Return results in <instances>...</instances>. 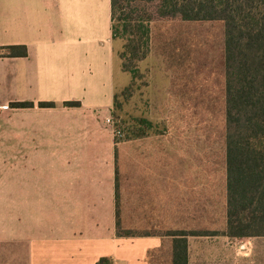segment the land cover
I'll use <instances>...</instances> for the list:
<instances>
[{"label":"crops","instance_id":"crops-1","mask_svg":"<svg viewBox=\"0 0 264 264\" xmlns=\"http://www.w3.org/2000/svg\"><path fill=\"white\" fill-rule=\"evenodd\" d=\"M110 11V0H0V48L27 49L26 58L0 59L19 68L13 80L24 90L0 111L34 105L0 115V153L11 154L10 167L0 166V264H172L170 234H199L187 241L188 259L207 237L235 240L206 229L209 168L194 180L202 194L186 195L178 144L117 140L105 123L125 74Z\"/></svg>","mask_w":264,"mask_h":264},{"label":"rangeland","instance_id":"rangeland-1","mask_svg":"<svg viewBox=\"0 0 264 264\" xmlns=\"http://www.w3.org/2000/svg\"><path fill=\"white\" fill-rule=\"evenodd\" d=\"M146 10L151 13L153 6L148 5ZM124 44L123 39L115 40L116 55ZM223 49L224 25L220 21H155L150 26L146 58L133 63L131 74L117 73L111 117L114 130L123 134L119 140L126 139L129 130L138 127L137 120L145 119L151 123L146 136H162L164 144L179 145L181 179L189 178L192 183L186 195L194 194L197 198L202 194L194 180L203 179L209 168L212 216L210 228L206 229H211L210 233L225 228ZM18 69L12 62L0 64V74L9 76L7 81L3 77L0 84V102L12 103L24 96V90L15 86L17 80H13ZM11 103L6 105L9 110L0 111L1 116L8 115ZM10 164L11 154L0 153V166ZM207 188L206 185V195ZM193 237L188 236L187 241L200 242ZM222 240L207 237L201 241L190 251L188 264H264V237L227 243Z\"/></svg>","mask_w":264,"mask_h":264},{"label":"trees","instance_id":"trees-1","mask_svg":"<svg viewBox=\"0 0 264 264\" xmlns=\"http://www.w3.org/2000/svg\"><path fill=\"white\" fill-rule=\"evenodd\" d=\"M148 5L153 6L151 13ZM110 10L112 40L125 41L117 57L122 72L130 74L133 63L142 62L148 54L150 26L155 21L223 23L226 226L209 235L235 240L264 237V0H110ZM26 57L25 46L0 48V58ZM115 99L116 95L113 106ZM37 105L54 107L51 102ZM33 106L30 102L11 104ZM137 124L129 136L145 137L151 123L139 119ZM198 235L170 234L174 238L172 264H188L187 237ZM96 264L113 261L101 258Z\"/></svg>","mask_w":264,"mask_h":264},{"label":"built area","instance_id":"built-area-1","mask_svg":"<svg viewBox=\"0 0 264 264\" xmlns=\"http://www.w3.org/2000/svg\"><path fill=\"white\" fill-rule=\"evenodd\" d=\"M105 123L109 127H111L113 129V133H114V135H115L116 138H119L120 139V138L123 137V134L119 130H117V131L114 130V128H113L114 127L113 121H112V119L110 117L106 118Z\"/></svg>","mask_w":264,"mask_h":264}]
</instances>
